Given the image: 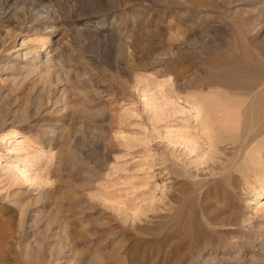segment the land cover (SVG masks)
<instances>
[{
  "label": "rangeland",
  "instance_id": "1",
  "mask_svg": "<svg viewBox=\"0 0 264 264\" xmlns=\"http://www.w3.org/2000/svg\"><path fill=\"white\" fill-rule=\"evenodd\" d=\"M0 41V264H264V0H0ZM144 91L226 107L216 150L163 141Z\"/></svg>",
  "mask_w": 264,
  "mask_h": 264
},
{
  "label": "bare ground",
  "instance_id": "2",
  "mask_svg": "<svg viewBox=\"0 0 264 264\" xmlns=\"http://www.w3.org/2000/svg\"><path fill=\"white\" fill-rule=\"evenodd\" d=\"M40 3L43 1V0H38ZM5 3V2H4ZM35 3H37V2H35ZM50 3V2H49ZM33 4V3H32ZM8 6V5H7ZM37 6V5H36ZM41 7V6H40ZM42 7H43V5H42ZM2 9V8H1ZM42 9V8H41ZM6 11V10H5ZM42 15L43 16H41L40 18H38V19H36L35 20V22H34V25L37 27L36 29H39V32L40 33H44V34H49V33H51V32H53L54 30H55V28L57 27V24H55V17L51 14V12H52V10L50 11V8H48V6H45L42 10ZM2 13V12H1ZM7 13V12H6ZM7 20V19H6ZM16 27V26H15ZM26 28L27 27H29V25H27V26H25ZM22 28V27H21ZM6 38V37H5ZM36 38V37H35ZM34 38V39H35ZM33 39V40H34ZM35 40H37V38L35 39ZM45 39L44 38H38V42H43ZM30 41V40H29ZM32 41V40H31ZM33 42V41H32ZM0 43H2V46H5V44H4V41L3 42H1L0 41ZM29 43L30 42H28V41H25V42H23V43H21L20 45H21V48H23L24 47V45H26V48H27V50L26 51H24L23 52V56H25V57H29V59H31V60H34V61H36V59L35 58H39V55L40 54H38L39 53V50H36V52H37V54H38V56L37 57H33V56H31V54L32 53H34L35 52V49H36V47H31V46H29ZM21 48H18V49H16L15 50V52H16V54L17 55H20L21 54ZM38 49V48H37ZM43 49L44 50H46V54L44 55L45 56V59H44V62L47 64V63H51V61H52V58H53V55L54 54H49L50 52L49 51H47V49H45V46L43 45ZM28 63H29V60H28ZM31 63H33L32 61H31ZM31 66H33V65H31ZM12 68V67H11ZM250 68V67H249ZM254 73V72H253ZM232 74V73H231ZM146 86V85H145ZM143 87V89L145 88L146 89V87ZM160 86H161V84H160ZM162 87V86H161ZM161 87L158 89V90H160L161 89ZM164 88V87H163ZM155 89V88H154ZM263 89V88H262ZM158 90L156 91V92H158ZM163 90V89H162ZM149 92V91H148ZM151 92V91H150ZM218 92V91H217ZM259 92H261V90L259 91ZM213 93V92H212ZM219 93V92H218ZM258 93V92H257ZM220 94V93H219ZM263 95H264V92H262L261 93V96L259 95V97H260V99L263 97ZM143 101H142V103L144 104L143 106L145 107V109H147L153 116H155L156 117V119H158V117H166V118H170V119H173V121H170V122H173L172 124V127L170 126V129H166V132H164V134L166 133V137H167V140H163V141H168V144L169 145H172L173 147H176L177 148V145L180 147V149L185 153V152H187L189 155H192V156H194V158H197L198 159V157L201 159H207L208 157H209V155L214 151V150H216V147H213V137H212V133H211V131H210V126H211V124L212 123H214L215 121H216V119H218L219 117H223V116H229L230 115V112H229V110L226 108V107H224V106H220L219 105V107H214V106H212L211 105V107H213L212 108V113L210 114L209 113V111H204L200 106H197L196 105V103L191 99V97H189V96H187V95H184V94H172L170 91L169 92H165V91H160L159 93H157V95L156 94H149V93H147L146 91H144V94H143ZM213 97V96H212ZM255 97H257V96H255ZM208 99V98H207ZM212 99H214V98H212ZM216 99H217V97H216ZM260 99H258V100H260ZM211 100V99H210ZM221 100V99H220ZM224 101V100H223ZM261 101V100H260ZM182 102H184V104L182 105L181 103ZM214 102V101H213ZM217 102H218V100H217ZM225 102V101H224ZM255 102V101H254ZM259 102V101H258ZM258 102H257V104H258ZM263 102V101H262ZM212 103V102H211ZM210 103V104H211ZM209 104V105H210ZM238 107V106H237ZM236 107V108H237ZM255 107V106H254ZM204 108V107H203ZM216 108H218V109H216ZM251 108H253V107H251ZM263 108V107H262ZM214 109V110H213ZM216 109V110H215ZM238 109V108H237ZM248 109V108H247ZM247 109H245V110H247ZM250 109V108H249ZM249 109H248V111H249ZM224 110V111H223ZM240 110V109H239ZM256 111H257V109H255ZM260 110H261V107H260ZM251 111H253L252 109H251ZM250 111V112H251ZM259 111V110H258ZM241 112V111H240ZM249 112V114H250V116H251V114L253 115V113H250ZM246 114L245 115H247V112H245ZM6 114V113H5ZM150 114V115H151ZM261 114H263L262 112H261ZM209 115H212V116H209ZM259 115V114H258ZM206 117H208L209 119L208 120H206ZM213 117H214V119H213ZM3 118V117H2ZM252 118V117H251ZM227 119V118H226ZM249 119V118H248ZM254 119V118H253ZM253 119H250V120H253ZM154 120V119H153ZM163 121V120H165V119H160V121ZM264 120V119H263ZM175 121V122H174ZM255 121V120H254ZM253 121V122H254ZM257 121V120H256ZM262 121V120H261ZM260 122V121H259ZM258 122V123H259ZM263 122V121H262ZM5 123V122H4ZM166 123H168V122H166ZM165 123V124H166ZM1 124V123H0ZM169 124V123H168ZM235 124V123H234ZM2 125V124H1ZM6 125V124H5ZM170 125V124H169ZM222 125V124H221ZM236 125V124H235ZM260 125H262V124H260ZM167 126V125H166ZM254 127V126H253ZM252 127V128H253ZM258 127V126H257ZM256 127V128H257ZM260 127V126H259ZM162 128H164V126L162 127ZM165 128H168V126L167 127H165ZM220 128H222V127H220ZM255 128V129H256ZM262 128H263V125H262ZM249 129V128H248ZM250 130H252V129H250ZM254 130V129H253ZM260 131V130H259ZM13 132H15V130L13 129V130H11L9 133H13ZM162 133V135H164L163 134V130L161 131ZM253 132V131H252ZM218 135V134H217ZM7 136V135H6ZM4 137V136H3ZM164 137H165V135H164ZM249 137V136H248ZM5 138V137H4ZM162 138H163V136H162ZM3 139V138H2ZM229 139V138H228ZM256 139V138H255ZM244 140V139H243ZM250 140V139H249ZM163 141H161V142H163ZM252 141H253V138H252ZM11 142H13L14 143V145H16L15 147V151H17V149H19L18 147L20 146V142H19V138H17V137H13V140L11 141ZM251 142V141H250ZM249 143V142H248ZM247 143V144H248ZM167 144V143H166ZM239 144V143H238ZM245 144V143H244ZM244 144H240V150H241V147L244 145ZM252 144L250 143V146H251ZM168 145H166V147H167ZM245 147V146H244ZM248 147V146H247ZM246 147V148H247ZM169 148V147H168ZM249 148V147H248ZM242 149H243V147H242ZM180 150V151H181ZM224 150V149H223ZM248 150V149H247ZM253 150H254V148H253ZM19 151V150H18ZM245 151V150H244ZM175 152V151H174ZM178 152V151H177ZM182 152V153H183ZM219 152V151H218ZM261 152H262V150H261ZM183 153V154H184ZM244 153V152H243ZM246 153V152H245ZM180 154H181V152H180ZM186 154V153H185ZM259 154V153H258ZM257 154V155H258ZM178 155V154H177ZM242 155V154H241ZM263 155V154H262ZM181 156V155H180ZM240 157H242V156H240ZM244 157V156H243ZM242 157V158H243ZM260 157H262V156H260ZM172 158V157H171ZM245 158V157H244ZM249 159V158H248ZM250 160H252V159H250ZM257 160V159H256ZM168 161H169V159H168ZM170 161H172V160H170ZM198 161V160H197ZM258 161V160H257ZM178 162V161H177ZM177 162H175V163H177ZM170 163V162H169ZM186 163V162H185ZM258 164H259V161L257 162ZM177 165V164H176ZM178 165H180V164H178ZM253 165V164H252ZM257 165V164H256ZM152 166V165H151ZM244 166V165H243ZM242 166V167H243ZM169 167V166H168ZM181 167V166H180ZM180 167H176V168H180ZM182 167H183V165H182ZM181 167V168H182ZM187 167V166H186ZM185 167V168H186ZM167 168V167H166ZM173 168V167H172ZM180 168V169H181ZM184 168V169H185ZM183 169V168H182ZM183 169V170H184ZM195 169V168H194ZM243 169V168H242ZM174 170V169H173ZM182 170V171H183ZM189 170V169H188ZM247 170V169H246ZM24 172H25V170H23ZM186 171V170H185ZM190 171V170H189ZM169 172V171H168ZM184 173V172H183ZM170 174V173H169ZM185 174H187V172L185 173ZM191 174V173H190ZM168 175V174H167ZM193 175V174H192ZM151 176H153V174H151ZM171 176V175H170ZM186 176V175H185ZM189 176V175H188ZM194 177H195V175H193ZM199 175H196V177H198ZM190 177V176H189ZM192 177V176H191ZM194 177H192V178H194ZM195 177V178H196ZM178 178H180V177H178ZM177 177H175L174 179H178ZM183 178V177H182ZM188 179V178H187ZM172 180V179H171ZM193 180V179H192ZM192 180H190V182L192 181ZM198 180H199V177H198ZM202 180H203V178H202ZM194 181V180H193ZM178 182V181H177ZM186 182V181H185ZM175 184V183H174ZM187 184V183H186ZM192 184V183H191ZM197 184V183H196ZM195 185V184H194ZM155 186V185H154ZM186 186V185H185ZM179 187H181V185L179 186ZM156 188V187H155ZM154 189V188H153ZM199 190V189H198ZM150 191V190H149ZM171 191V190H170ZM201 191V190H200ZM143 193V192H142ZM263 193H264V190H263ZM151 195V194H150ZM169 195H171V194H169ZM253 195H255V194H253ZM252 195V196H253ZM172 197V196H171ZM170 199V198H169ZM251 200H256V196H253L252 198H251ZM167 201V200H166ZM170 201V200H169ZM124 202V201H123ZM180 203H181V201L180 202H178V203H176V204H178V206L177 207H175L174 208V210H172L173 212L175 211V209H177L178 207H180L181 206V208H182V206L184 205V203H183V205H182V203H181V205H180ZM121 204V203H120ZM122 204H124V203H122ZM249 204H251V201H250V203ZM248 204V205H249ZM188 205H191L190 203L188 204ZM184 206H186V203H185V205ZM236 206V205H235ZM232 207V206H231ZM184 208V207H183ZM186 208H187V206H186ZM189 208V207H188ZM178 209H180V208H178ZM189 210V209H188ZM167 211H170V210H167ZM171 211V213L174 215V213ZM178 211V210H177ZM177 211H175V213H178ZM183 211H184V209H183ZM182 212V211H181ZM180 212V213H181ZM190 212V211H189ZM170 213V214H171ZM180 213H178V215H180V216H178L177 217V219H180V217L181 216H183L184 214H185V212L184 213H182V214H180ZM187 213V212H186ZM169 214V213H168ZM168 214H167V216H168ZM190 214V213H189ZM186 215V214H185ZM188 216H190V215H188ZM170 217H171V215H170ZM174 217V216H173ZM176 218V217H175ZM183 218V217H182ZM177 219H174V220H177ZM170 220H171V218H170ZM173 220V219H172ZM184 221H185V219H184ZM191 222V221H190ZM174 223V222H173ZM168 224H169V222H168ZM214 224H216V223H214ZM167 225V224H166ZM176 225V224H175ZM178 225H180V224H178ZM186 225V224H185ZM189 225V224H188ZM167 227V226H166ZM182 227V226H181ZM184 227V226H183ZM170 228V227H169ZM167 229V228H166ZM201 229V228H200ZM251 229V228H250ZM253 230V229H252ZM169 232L171 231V230H168ZM177 231V230H176ZM175 231V232H176ZM178 232V231H177ZM192 233V232H191ZM166 234V233H165ZM169 234V233H168ZM171 234H173L172 232H171ZM170 235V234H169ZM169 235H165V238H166V236H169ZM175 235V234H174ZM173 235V237H175ZM182 235V234H181ZM177 237V236H176ZM168 238H170V237H168ZM202 238V237H201ZM218 238V237H217ZM167 239V238H166ZM165 239V240H166ZM173 239V238H172ZM201 240V239H200ZM215 240V239H214ZM232 240H234V239H232ZM168 241H169V239H168ZM210 241V240H209ZM230 241V240H229ZM220 241H219V239H218V243H219ZM223 242V241H222ZM236 242V241H235ZM183 243V242H182ZM226 243V242H225ZM227 244V243H226ZM172 245H173V243H172ZM206 245V244H205ZM209 245H210V243H209ZM219 245V244H218ZM225 245V244H224ZM236 245V244H235ZM175 246V245H174ZM178 246V245H177ZM176 246V247H177ZM184 246V245H183ZM200 246V245H199ZM211 246V245H210ZM223 246V245H222ZM226 246V245H225ZM250 246V245H249ZM261 246V245H260ZM259 246V247H260ZM254 247V246H253ZM252 247V248H253ZM178 248V247H177ZM176 248V249H177ZM185 248V246L183 247V249ZM213 248V247H212ZM175 249V250H176ZM180 248H178L177 250H179ZM260 249V248H259ZM262 250V249H261ZM212 256H213V254H212ZM215 256V255H214ZM211 258V257H210ZM209 258V259H210ZM228 258H230V257H228ZM227 258V259H228ZM231 258H233V257H231ZM230 258V259H231ZM204 259V258H203ZM207 259V258H206ZM205 259V260H206ZM208 259V260H209ZM207 260V262H209ZM211 260V259H210ZM214 259H212V261H213ZM172 261V260H171ZM216 261V260H215ZM214 262V261H213ZM210 263V262H209ZM133 264V263H132ZM205 264V263H204Z\"/></svg>",
  "mask_w": 264,
  "mask_h": 264
}]
</instances>
